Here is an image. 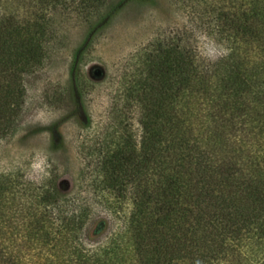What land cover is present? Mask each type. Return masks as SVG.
Returning a JSON list of instances; mask_svg holds the SVG:
<instances>
[{"label":"trees","instance_id":"16d2710c","mask_svg":"<svg viewBox=\"0 0 264 264\" xmlns=\"http://www.w3.org/2000/svg\"><path fill=\"white\" fill-rule=\"evenodd\" d=\"M65 1L0 0V139L41 60L43 13ZM204 2L225 53L199 66L189 44L154 41L124 98L140 138L119 135L99 162L114 209L133 185L125 229L89 247L85 207L0 173V264H264V0Z\"/></svg>","mask_w":264,"mask_h":264},{"label":"rangeland","instance_id":"374dc122","mask_svg":"<svg viewBox=\"0 0 264 264\" xmlns=\"http://www.w3.org/2000/svg\"><path fill=\"white\" fill-rule=\"evenodd\" d=\"M121 1L84 10L67 0L44 11L41 60L22 74L19 112L0 139V173L49 183L66 208L85 207L84 242L94 248L122 232L131 211L133 185L116 210L97 176L119 135L140 138L139 109L124 98L143 54L154 41L171 39L189 44L199 66L225 53L204 0H129L119 7ZM34 10L27 5L22 14Z\"/></svg>","mask_w":264,"mask_h":264}]
</instances>
